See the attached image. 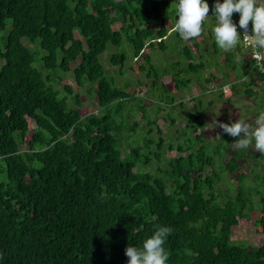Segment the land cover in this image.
Segmentation results:
<instances>
[{"label": "trees", "instance_id": "16d2710c", "mask_svg": "<svg viewBox=\"0 0 264 264\" xmlns=\"http://www.w3.org/2000/svg\"><path fill=\"white\" fill-rule=\"evenodd\" d=\"M207 3L214 10L213 1ZM177 5L178 0L176 6L169 0H0V264H127L126 247H142L157 226L173 230L164 244L167 264H264V240L254 246L231 238L232 227L250 218L254 194H260L261 212L253 222L264 234L263 154L254 141L235 149L232 143L239 137L217 135L218 127L214 140L203 136V105L213 104L201 98L208 87L193 95L185 126L177 127L172 84L157 79L151 60L157 38L162 50L179 47V59L160 71L172 76L175 87L187 85L184 74L201 78L209 65L195 54L199 42L192 49L174 32L175 45L164 43L170 30L165 21L177 18ZM209 20L212 32L214 17L202 26ZM117 22L120 27L112 28ZM123 41L135 58L142 55L139 68L145 76H156L145 96L117 85L100 60L115 46L109 64L121 70L127 60ZM213 45L216 54L219 48ZM225 61L230 67L224 75L233 71L234 81L218 83L215 75L206 81L216 87L231 83L234 93L263 108L248 52L237 45ZM66 74L85 94L94 91L97 114L63 82ZM152 93L156 112H165L175 126L169 140L153 127L154 119H145L144 100ZM218 95L223 96L221 90ZM225 100L230 103L233 96ZM132 101L135 106L126 108ZM134 111L137 117L125 130ZM144 119L149 128L143 144H133ZM123 142L129 148L125 153ZM172 150L175 155H165ZM227 154L219 170L217 157ZM250 161L263 167L260 173L252 167L254 176L247 182ZM224 172L235 175L232 191L216 187Z\"/></svg>", "mask_w": 264, "mask_h": 264}, {"label": "rangeland", "instance_id": "374dc122", "mask_svg": "<svg viewBox=\"0 0 264 264\" xmlns=\"http://www.w3.org/2000/svg\"><path fill=\"white\" fill-rule=\"evenodd\" d=\"M169 2L172 4V6L174 5L176 6V0H169ZM259 3H264V0H259ZM176 19L178 20L179 17L177 16ZM176 19L173 20L172 17L169 16L167 17L165 21L167 28L170 30L163 41L164 43H167L169 45L170 44L175 45V43L177 42L174 36L175 31L173 30ZM158 23H159V20L155 19L154 24L158 25ZM204 25L206 27L202 26V33L198 38H191L187 41L183 40L182 43L191 46L193 49L195 48L194 45L199 42V45H200L198 49L199 52L195 54L196 56H199L201 60H205L206 62H208L209 65L203 71L201 78H197L195 73L188 74V75L184 74L182 77L189 79V82L185 86L180 84V87L178 88L175 87V83L171 81V78H172L171 75L160 73V71L173 66L172 64L175 63L179 59V57L177 56V54L179 53L178 52L179 47L178 46L174 47L173 45H171L172 47L162 50L159 48L157 44L159 40L157 38L155 40L156 44L154 45L151 51V57H152L151 60L153 64L156 66V68L158 69L156 71L159 75L157 76L158 81L161 84L163 81L170 82L172 84V90L174 91L175 96L177 98V101L174 104V109H172L171 111V115L172 116L174 115L173 117L176 118L177 127L185 126L188 109L192 106V103H194L193 98H192L193 96L192 93H195V95H197L198 93H201V91L204 88H207V87L209 88L212 82L215 83L216 85H219L218 83H222V82L225 83L226 81H231V82L234 81L233 71L230 70L229 76L227 77L224 75V71L230 67L225 61L226 52L219 49L218 53L216 54L213 53V46H214L213 42L215 41V38H214L213 32L210 31L211 29L210 26L213 25V20H209ZM119 27H120L119 22L112 25V28L114 29H118ZM238 46L243 51H245L244 47H242L241 42L238 43ZM117 49L118 48L115 46H110L107 49V51H105L102 55H100V60L103 63V65L108 70H110L111 74L114 75L115 83L117 85L124 86L125 89L129 92H132L134 94L138 93L137 95L139 96H142L144 92L148 93L150 89L151 81L156 76H154V74H151L150 77H146L145 71H142L139 68V64L143 62L142 55L139 56L138 58H135V56L132 55L131 47L129 46V44L123 41L120 49H124L127 52V60L125 61L124 66L121 68V70H119L118 68L119 65L109 64V58L112 52L117 51ZM180 63H181L180 65L181 67L186 66V60L182 57H180ZM151 73H154V72L152 71ZM212 75H215L217 77L218 83L214 81H211L209 83L206 81V80H212ZM244 79L248 81L249 76H245ZM63 82L70 83L76 90H78L81 93L80 96L84 103L83 105L86 109H88L89 111H93L96 114L98 113L99 105L97 104L94 91H92L89 95L85 94L83 89L76 86L73 78L68 74L64 76ZM182 82H184L183 79H182ZM237 83H238V87L241 90H243V86L240 84V81H237ZM228 89H226V94L231 93L232 91L230 86L228 87ZM218 94H219V90L216 89V90H210L208 92L205 91L204 94L201 95V98L204 99L206 102L210 99H212L213 101L212 106L203 105L202 113L204 112L203 115L205 114L204 119L206 120V123H205L206 126L202 128L201 132L204 137L210 140L212 139L214 140L216 134L214 133V131H210L211 128L215 127L214 121L226 123L225 117L229 118V116L231 117L238 116L237 117L238 120L240 118H243L244 120L250 123H253V124L255 123V120L257 119L259 114L255 113L256 111L254 110H257L258 113L261 112V107L258 104V102H255L254 104H252L248 102L247 100L248 98H243L238 103H234V101L228 103V101L225 100V98L219 97ZM150 97H153V98H147L144 100V103L148 109V113L146 116L147 118L145 119L150 120V121L154 119L156 121V124L153 127L156 128L159 126L163 130L166 139L169 140L172 137V133L174 132L175 126L173 127L170 125V118L165 112H156L157 106L155 105L156 104L155 98L157 97H154V93H152ZM179 99H182L184 101L185 106L180 105ZM235 104L236 106H234ZM244 105H246L247 107H252V110L250 112L247 111L248 113L246 112V110H240L242 109ZM126 106H127L126 108H128L129 106H135V102L132 101L130 102L129 105H126ZM234 107L236 108L234 109ZM225 109H228V111L224 112ZM163 110L168 111L169 105H167ZM235 110H239L238 114H237V111ZM136 117H137V112L136 111L131 112V117L129 118V125L126 127L125 130L131 127V121L133 119H136ZM145 119L138 122V126L136 127L137 131H135L136 136H133L131 139V142L133 144H137V145L143 144L142 135L145 134L143 131L149 128V124L146 123ZM232 121L235 122V118L234 119L232 118ZM33 127H34V124L29 120V129ZM155 128H154L153 133L156 132ZM219 130L223 131L220 128ZM217 135L219 134L217 133ZM217 140H218V137H217ZM20 148L26 149L27 146L25 144L24 145L21 144ZM121 148H122L123 153H125L129 149L125 142H123ZM245 153L247 154V152ZM175 154H176L175 150L165 152L166 156H169V155L173 156ZM229 155H231V153H229ZM262 156H264V154ZM217 159H220L219 160L220 163L217 164V166L219 167V170L224 169V166H225L224 162L228 160V154L225 156H218ZM262 163L258 162L256 164L255 162L250 161V166L246 170V173L250 175L247 178V182L251 181V177L254 176V170H251L252 167H254L257 173H260L263 167ZM221 181L222 182L219 183V185H217L216 187L224 189L227 186L229 188V191H232L234 189V185L237 183L235 179V175L233 174L231 175L228 172H224L222 174ZM258 181H261V180H258ZM255 185H256V182L255 183L253 182L252 186H255ZM259 198H260V194L253 195V210L249 212L250 218L249 219L242 218L240 219L237 225L232 227L231 238L233 240H237V241L242 240L254 246H258L262 244L264 240V234L262 230L258 226H256V224L253 222V220L257 219L260 216L261 207L257 203Z\"/></svg>", "mask_w": 264, "mask_h": 264}, {"label": "clouds", "instance_id": "9594fccd", "mask_svg": "<svg viewBox=\"0 0 264 264\" xmlns=\"http://www.w3.org/2000/svg\"><path fill=\"white\" fill-rule=\"evenodd\" d=\"M234 12L241 14L239 27L244 29L243 39L237 31L236 24L233 23L232 15ZM208 13L209 4L207 0H178L176 14L179 19H176L173 30L178 32L185 41L198 38L202 33V24L208 17ZM214 18L216 23L212 32L217 47L227 52L235 49L238 43L243 41L252 49V58L255 61L253 67L264 72V52L257 51V49L264 50V3H259V0H224L223 3H220L219 0H216ZM250 21L253 22L252 31L254 33L251 36L248 35ZM228 87V85L216 87L211 84L208 91L221 90L223 95L228 97L231 95V93L226 94ZM214 124L215 127L218 126L222 129V132L232 137H239L232 143L235 149H247L254 141L255 150L264 154V107L254 124L243 118L231 124L217 121H214ZM210 131H213V128ZM242 133L243 136H241ZM172 231L171 227L157 226L153 235L143 241L142 247L131 245L126 247L125 255L129 258L127 264H167L169 253L164 244Z\"/></svg>", "mask_w": 264, "mask_h": 264}, {"label": "built area", "instance_id": "2783aa9c", "mask_svg": "<svg viewBox=\"0 0 264 264\" xmlns=\"http://www.w3.org/2000/svg\"><path fill=\"white\" fill-rule=\"evenodd\" d=\"M214 5L216 3V0H212ZM220 3H223L224 0H219ZM212 12H209L208 13V16L211 15ZM232 20H233V23L236 24L237 26V31L238 33L240 34L241 38L243 39V35H244V29L240 28L239 27V20H240V15L237 16V17H233L232 16ZM253 22L250 21L249 22V26H248V35L251 36L253 35ZM241 44H242V47H244L245 51L248 52V56H249V59L251 60L252 64H251V67L252 69H254V71H256V75L254 76L255 78V81H256V84H258L260 86V88H262V92L264 94V72H260L258 68H254L253 65L255 64V61L253 60L252 58V49L249 45L247 44H244L243 41H241ZM257 51H260V52H264V50H261V49H257Z\"/></svg>", "mask_w": 264, "mask_h": 264}, {"label": "crops", "instance_id": "0c3cea01", "mask_svg": "<svg viewBox=\"0 0 264 264\" xmlns=\"http://www.w3.org/2000/svg\"><path fill=\"white\" fill-rule=\"evenodd\" d=\"M233 82V81H232ZM226 85H228V86H230V84H228V83H226L224 86H226ZM231 87V86H230ZM231 89H232V87H231ZM231 96H233V101H234V103H238L241 99H243V98H248V97H243V96H241L240 95V91H238V92H236V93H234V90L232 89V91H231V95L230 96H228V97H231ZM227 96H225V95H223L221 98H226ZM211 100V99H210ZM248 100V102L249 103H252V104H254L255 102H256V100L253 102V101H251V99H247ZM209 101V100H208ZM229 103V102H228ZM213 105V104H212ZM212 105H209V106H212ZM234 106H236V104L234 105ZM236 107H234V109H235ZM262 109L263 108H261V111H262ZM240 110H246V112L248 111V112H250L251 110H252V107H247L246 105H244L243 107H242V109H240ZM235 111H237V114H238V111L239 110H235ZM254 111H256L255 113H257V114H259L258 113V111L257 110H254ZM247 112V113H248ZM238 116H235V117H231V116H229V118H235V121H237L238 120V118H237ZM227 122V121H226ZM221 130H219V127H218V131H217V133L218 134H221Z\"/></svg>", "mask_w": 264, "mask_h": 264}, {"label": "bare ground", "instance_id": "6f19581e", "mask_svg": "<svg viewBox=\"0 0 264 264\" xmlns=\"http://www.w3.org/2000/svg\"><path fill=\"white\" fill-rule=\"evenodd\" d=\"M209 12H212V14L209 15L208 17H206L205 20L214 17V10H213V9H209ZM239 15H241V14L234 12L232 16H233V17H237V16H239Z\"/></svg>", "mask_w": 264, "mask_h": 264}]
</instances>
